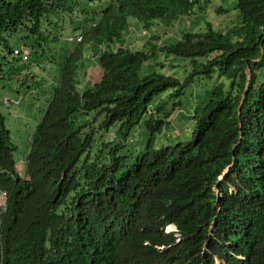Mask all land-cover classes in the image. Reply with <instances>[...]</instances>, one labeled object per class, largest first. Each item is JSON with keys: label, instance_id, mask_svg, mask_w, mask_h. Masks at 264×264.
I'll list each match as a JSON object with an SVG mask.
<instances>
[{"label": "trees", "instance_id": "1", "mask_svg": "<svg viewBox=\"0 0 264 264\" xmlns=\"http://www.w3.org/2000/svg\"><path fill=\"white\" fill-rule=\"evenodd\" d=\"M203 1L0 0V45L12 55L9 42L20 36L45 53L66 29L84 35L52 80L25 178L0 111V264H264V0H236L239 25L228 30L199 26L205 16L159 48L155 34L144 51L107 45L124 44L131 19L146 29L176 24ZM83 45L98 50V80L82 65ZM155 51L186 58L190 76L142 78ZM28 63L24 76L32 78ZM18 69L11 68L16 80ZM216 74L191 116V137L160 147L176 99ZM139 131L144 146L136 139L130 147Z\"/></svg>", "mask_w": 264, "mask_h": 264}, {"label": "rangeland", "instance_id": "2", "mask_svg": "<svg viewBox=\"0 0 264 264\" xmlns=\"http://www.w3.org/2000/svg\"><path fill=\"white\" fill-rule=\"evenodd\" d=\"M208 1L207 5L206 3L204 4L206 9L202 8L198 10L195 15L190 17V19L193 17V20H195L194 25L197 24V17L201 18V14L203 17H209V19H205V21H210L212 23L210 25H212L215 30L217 28L228 30L227 28L239 25L238 22L241 13L234 9V6H236V0ZM216 6H223L230 11L226 15L217 14L215 11ZM234 16L236 17V22ZM181 23L179 21L178 28L185 27V22L180 25ZM154 24V27H158V24H164V26L167 27V23L162 21H155ZM201 24L204 25L203 22L198 25L200 26ZM142 25L143 23L139 20L131 19L130 24L128 25L129 28L124 32V44H128L132 48L133 43L135 46V49H133L134 51L144 49L142 42H140L138 38L134 41L135 36L137 37V35L143 31V28L141 27ZM172 27L174 33L173 38H175L177 31L174 29V26ZM151 29H146L149 35L152 33ZM161 30L167 32L165 28H162ZM80 34L81 30L66 29V32L60 41L62 42L61 50H59V47H61L59 43H56L55 45L53 44L51 51H47V48L50 45L45 47V53L24 46V48H27L31 52L30 61L25 68L28 70V74H30L32 78H29V76H23L22 78L19 77L21 81L16 80L17 77L11 73V68L19 67L18 70L24 71V64L19 60H13L14 57L9 53V50L0 45V111L5 118L6 128L10 131L9 139H11L12 143L17 147V151L15 152V162L19 173L23 176L26 171L25 162L30 151L33 132L45 115L44 104L46 103V99L49 98L54 91L55 84L52 80L55 77H58L59 65H62L67 58L65 54L74 48V46H80L76 41L70 42L69 37L75 38ZM157 39L160 40V42H154V46H157V48L165 46L166 43L171 42L169 41L171 40L169 37H163L162 34H158ZM142 40L147 42L149 37H143ZM22 42L23 40L21 36L19 38L11 39L9 47L12 49L15 47L19 48L21 47ZM87 48L88 45H83L84 55ZM154 54L155 55L144 64L140 72L142 78L150 74H162L173 76L178 80H183L187 76H190L193 65L186 58H177L176 56L169 54L160 55V52L158 51H155ZM6 56L7 58H5ZM90 62L91 59L85 56L82 65L86 64L92 68ZM99 76L100 73H98L97 78H99ZM217 78L218 74H216L211 80L204 79L200 82L194 81L191 86L185 89L183 96L180 99H176V101H181L180 108L176 107L173 112L174 114L171 115L170 119L172 120L173 128L158 135L157 143L160 147L163 145L164 147L175 145L177 142L191 137V130L194 127V121L191 119V116L197 107H202L205 104V101L208 100L212 89L219 81ZM26 82H28L27 84L31 85L33 88L31 93H27L30 88H24V83ZM36 92L40 94L39 98L33 96ZM170 93L171 92L162 94V98L170 101L169 107L171 108L174 100H171ZM82 119L83 116L80 117V122L84 121ZM142 128L144 129V124L142 125ZM138 133L136 139H139V147L142 148L146 142L147 134L146 132L141 131ZM178 136H180V138L175 139ZM169 142H171V144H169ZM132 146H134V144L130 145V147Z\"/></svg>", "mask_w": 264, "mask_h": 264}, {"label": "clouds", "instance_id": "3", "mask_svg": "<svg viewBox=\"0 0 264 264\" xmlns=\"http://www.w3.org/2000/svg\"><path fill=\"white\" fill-rule=\"evenodd\" d=\"M208 0H204L202 3H200L196 8H195V10H194V12L190 15V16H192V15H195L196 13H197V10L199 9V8H204V4L207 2ZM206 5H207V3H206ZM216 7H220V6H216ZM223 7V6H222ZM235 17V16H234ZM144 25V24H143ZM143 25L141 26L142 28H143V31L141 32V33H139L138 35H137V37L135 36V38H134V41L135 40H137V38L139 39V40H141V42H142V44H143V47L145 46V42L142 40V38L143 37H151V36H153L154 34L155 35H158V34H162L163 35V37H168V35H169V33H168V30L167 29H165V30H167V32H163V30H161V29H158V30H153V29H151L152 30V33L149 35V33H148V31L146 30V28L145 27H143ZM228 29V28H227ZM157 32V33H156ZM69 39H70V42H74V41H76L77 42V44L79 45V44H81L83 41H84V35L82 34V32H81V34L80 35H78L77 37H69ZM156 42H160V40H158V41H156ZM62 44V42H60V45ZM108 46H109V48H110V51H116L118 48H121V47H123V46H125V44H121V43H119V42H117V43H115V44H112V45H109V43L107 44ZM107 45H101V46H99V48H98V50H100V52H105L106 51V46ZM77 46H74V48H76ZM92 47V46H91ZM91 47H88L87 48V50H86V53H87V56H88V58H90V59H95V57H96V51H98V50H96V49H93V48H91ZM135 46L133 45V43H132V49H135L134 48ZM74 48H72L71 50H73ZM60 49V48H59ZM61 50V49H60ZM15 51H24V46H21V47H19V48H16L14 51H13V55L15 56V57H17L18 59H19V61H21L23 64L25 63V61H24V59L22 58V56L21 55H16L15 54ZM136 51H144V49L143 50H136ZM22 54V53H21ZM66 55V54H65ZM96 60V59H95ZM93 61V60H92ZM18 71L19 70H17L16 71V73H17V75H19V73H18ZM163 134V133H162ZM138 134H134V135H132L131 136V139H130V142H129V144L130 145H133L134 144V142H135V140H136V136H137ZM113 137V136H112ZM180 138V136H178V137H176L175 139H179ZM169 144H171V142H169ZM168 145V144H167ZM164 146V145H163ZM25 175L23 176V175H21V173H20V175H21V177L23 178H25L26 177V175H27V167H26V162H25ZM226 173H228V169L225 171V174ZM225 177H224V175L222 176V178H220L221 179V181H222V179H224ZM218 191V190H217ZM219 192V191H218ZM219 195H220V193H219ZM6 196V194H0V199L3 197H5ZM166 232L167 233H171V232H175V233H177V229H176V227L174 226V225H168L167 227H166ZM177 236H178V234H177Z\"/></svg>", "mask_w": 264, "mask_h": 264}, {"label": "crops", "instance_id": "4", "mask_svg": "<svg viewBox=\"0 0 264 264\" xmlns=\"http://www.w3.org/2000/svg\"><path fill=\"white\" fill-rule=\"evenodd\" d=\"M133 20H137V19H133ZM140 22H141V21H140ZM157 26H158V27H154V26H153V29H154V30H158V29H161V28H165V29L168 30V33H169L168 37H169V39H173V38H172L173 31H172L170 25H167V27L164 26V24H163V25L160 24V25H157ZM168 28H169V29H168ZM139 41L141 42V40H139ZM22 44H23V43H22ZM22 46H23V45H22ZM142 46H143V44H142ZM15 48H17V47H15ZM96 52H97V51H96ZM91 60H93L94 64H93L92 68L89 70V77H88V78H89V79L98 80V79H100L101 74H102L101 69H100L98 66H96L97 63H96L95 59H91ZM18 68H19V67H18ZM18 73H19V71H18ZM98 73H100L99 78H97ZM23 76H24V72L21 71V72H20V78H22ZM18 77H19V76H18ZM18 81H21V80L19 79ZM39 95H40V94H39ZM44 106H45V105H44Z\"/></svg>", "mask_w": 264, "mask_h": 264}, {"label": "bare ground", "instance_id": "5", "mask_svg": "<svg viewBox=\"0 0 264 264\" xmlns=\"http://www.w3.org/2000/svg\"><path fill=\"white\" fill-rule=\"evenodd\" d=\"M201 9H202V8H201ZM198 10H200V9H198ZM198 10H197V12H198ZM202 17H203V16H202V14H201V18H198V17H197V19H198V20H201ZM191 20H192L193 23H194L195 20H193V17H192L191 19H190V17H185V18H183L182 20L180 19V22H182V23L185 22V25L188 27V24H192V21H191ZM187 21H188V22H187ZM196 21H197V20H196ZM202 22H203L204 24L207 23L205 20H203ZM164 23H166V22H164ZM178 24H179V23H176V24L172 23V24H167V25H170V26H171V29L173 28L172 26H174V29L177 31V34H178L179 29H180V28H183V27L178 28V27H179ZM158 25H159V24H158ZM189 26H190V25H189ZM173 34H174V33H173ZM173 34H172V38H173ZM177 34H176V37H177ZM173 39H174V38H173ZM171 40H172V39H171ZM25 51H28V52H29L28 59H27V60H24L25 63H27V62L30 61V56H31V54H30V51H29L27 48H24V52H25ZM114 135H115V133L112 132L111 135H110V137H112V136H114Z\"/></svg>", "mask_w": 264, "mask_h": 264}, {"label": "built area", "instance_id": "6", "mask_svg": "<svg viewBox=\"0 0 264 264\" xmlns=\"http://www.w3.org/2000/svg\"><path fill=\"white\" fill-rule=\"evenodd\" d=\"M15 54L16 55H21L24 60H27L28 56H29V52L28 51H25V52L24 51H21V52L20 51H15Z\"/></svg>", "mask_w": 264, "mask_h": 264}]
</instances>
